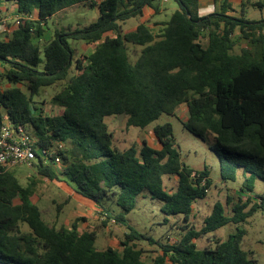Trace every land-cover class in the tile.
Instances as JSON below:
<instances>
[{"label": "trees", "instance_id": "1", "mask_svg": "<svg viewBox=\"0 0 264 264\" xmlns=\"http://www.w3.org/2000/svg\"><path fill=\"white\" fill-rule=\"evenodd\" d=\"M11 1L18 18L11 32L0 30V63L8 64L3 75L9 82H0V126L5 115L31 126L42 144L65 142L63 167L35 164L37 172L64 178L99 206L104 225L114 220L127 231L121 248L99 249L95 229L78 230L83 218L71 226L47 221L32 201L37 180L25 185L0 165V264H146L142 241L159 247L150 264H257L253 251L242 247L244 227L227 239L215 238L214 245L199 247L197 239L228 223H244L264 208V196L254 191L255 179L264 180V0H242L239 15L230 0H215L220 9L205 15L200 0H174L177 7L159 32L147 21L133 30L124 25L149 7L160 13L168 0ZM78 4L97 9V17L82 27L50 31L49 17ZM256 9L259 18L253 16ZM242 38L249 45L235 51ZM70 39L95 47L75 59ZM129 43L141 46L134 60ZM62 82L51 98L61 111L43 114L34 96ZM183 104L184 127L215 138L211 148L219 156L221 178L244 177L231 208L230 196L226 203L216 201L201 227L192 220L194 202L208 193L210 168L196 170L182 160L172 123L153 126L158 146L143 140L118 148L105 121L124 112L125 126L146 128L164 113L177 114ZM165 177H176L175 185L169 187ZM140 195L161 200L166 222L168 216L184 220L171 224L180 229L175 240L169 234L155 238L127 221ZM109 202L122 211L112 212Z\"/></svg>", "mask_w": 264, "mask_h": 264}, {"label": "rangeland", "instance_id": "2", "mask_svg": "<svg viewBox=\"0 0 264 264\" xmlns=\"http://www.w3.org/2000/svg\"><path fill=\"white\" fill-rule=\"evenodd\" d=\"M235 6L239 9V3L234 0ZM165 9L161 13L155 14L153 17L168 19L172 11L177 7L174 0H168L164 2ZM97 9H92L89 5L78 4L66 8L55 15L48 18V26L50 31L55 28L66 27L68 24L75 27H82L93 21L97 17ZM253 16L260 17V11L256 9L253 11ZM142 16H136L130 18L124 28L127 29L132 26L131 23H137ZM150 16H145V20ZM2 26L8 28L7 20L5 18L0 19ZM11 24V23H10ZM131 24V25H130ZM8 25V26H7ZM50 36V32L47 34V38ZM73 47H75L74 58H83V54H87L95 47L93 43H85L84 41L71 40ZM206 43V39L203 40ZM44 42H42L43 44ZM249 45V42L242 38L238 41L235 51H240L241 47ZM131 58L134 60L137 53L140 50L139 45L128 44ZM0 67V82L6 87L8 80L4 77L8 64L1 62ZM3 66H6L3 68ZM73 65L70 74L75 71ZM64 83L53 84L50 86L40 88L39 92L34 96L35 102L41 107L40 112L43 114H58L61 108L52 103V96L63 88ZM188 114V109L185 104L181 105L177 114H162L151 126L146 128H139L137 126H125V116L122 117L121 122L119 118L113 116H107L105 121L109 126V129L114 133V146L118 148H127L133 144L140 145L142 140H146L149 143L156 145V138L153 133L152 127L157 123L171 122L173 126V134L176 141V146L181 151L182 160L193 167L196 170L203 169L205 166L210 168L211 186L208 189V193L205 197L198 198L194 202V216L193 222L196 226L201 227L203 220L207 217L213 208L216 201H222L226 203L228 196L232 197L231 204L228 209L231 208L232 203L237 200V195L241 194L240 185L243 182V175L240 173L235 181H224L220 174V159L219 156L212 150L215 138L212 135H207L205 138L200 137L187 128L184 127L182 120H185ZM28 130L33 134V128L28 125ZM67 145V144H66ZM16 176H18L21 182L25 185H29L32 179L37 180V185L34 188V194L32 201L36 202L44 212V217L47 221H53L57 215L58 220L63 221L65 217L70 218V201L64 203L66 193L63 189L48 185V182L52 180L43 176L37 172L35 167H28L25 165L13 166L10 168ZM61 176L60 172H58ZM61 180L62 177H59ZM64 179V178H63ZM65 180V179H64ZM164 180L168 183L169 187L175 185L176 179ZM66 181V180H65ZM254 191L258 196H264V180L257 178L254 181ZM261 199L254 197V202H260ZM161 200L157 198H151L150 196L140 195L138 197L137 206L127 213V221L134 226L137 230L150 234L158 239H165L167 235H170L171 240H175L178 236L180 229L173 228L174 225L183 224L184 220H176L168 216L169 220L166 222V215L161 210ZM60 206V207H59ZM111 211L117 213L121 212V207L115 202H109ZM88 212V211H87ZM91 219V218H90ZM106 218L101 214H98L97 220H91V229H95L98 234L97 246L100 248H106L108 246L119 247L120 240L124 238V233L127 231L126 226L112 222L103 224ZM175 220V221H174ZM246 228V234L242 240V247L247 250H252L257 264H264V208H258L246 222L241 224L228 223L217 230L210 232L197 239V245L203 247L208 243L214 245L215 238L227 239L228 236L237 231V227ZM113 238H117L118 241H113ZM110 239L111 244H110ZM101 242V245H100ZM138 246L145 249V261L146 264H150L151 257L157 254L159 247L157 245H151L147 241L138 242Z\"/></svg>", "mask_w": 264, "mask_h": 264}, {"label": "crops", "instance_id": "3", "mask_svg": "<svg viewBox=\"0 0 264 264\" xmlns=\"http://www.w3.org/2000/svg\"><path fill=\"white\" fill-rule=\"evenodd\" d=\"M230 1L233 3V7L235 9V11L232 13L235 15H239L241 12V1L242 0H237L239 3V6H240L239 9L235 6L234 0H230ZM220 7H221V1L200 0L199 11H200L201 15H205V14H208L210 12H213L214 10H219ZM17 8H18L17 4L11 0H4L0 3V18H5L7 20V24L9 25V26L7 25L8 28H5L4 26H2V24H4V23H1V26H0L1 31L11 32V30L16 27V19L18 18V9ZM164 9H165V6L164 5L161 6L160 13L163 12ZM147 14L150 17L145 20L144 18ZM154 15H155L154 10L150 7L147 8L144 15L140 18V21L137 23H131L132 26H129L125 30H133L136 28V26L139 23H141L143 21H147V23L156 32H159V30L161 28V22H163L165 19L153 17ZM262 15L264 16V11H263ZM140 49H141V47H140ZM138 54H139V52L137 53V56H138ZM137 56L135 57V59L137 58ZM1 65L2 64H0V67H2ZM3 68H4V66H3ZM186 117H188V114ZM155 143H156V145H153L151 143H149V144H151L153 146L159 145L157 139H156ZM174 178L176 179V177H174ZM51 180H52V182L51 181L48 182V185L52 184L54 186H57V187L63 189L66 193L64 203L70 201V205H71V207H70V218L65 217L63 221H59L58 220L59 215H57L56 218L51 222H56L58 224H65L66 226H71L72 222L75 221L77 218H83L77 224L78 230L83 231L85 229H91L90 228L91 227V223H90L91 220H97L98 214H100L99 206L95 202H93L87 198H84L80 194H78L63 178L61 180L59 178H52ZM42 212H43V209H42ZM43 215H44V212H43ZM107 223L108 224L112 223V221H108ZM97 240H98V238H97ZM97 240H96V246H97ZM111 240L112 239H110V244H111ZM113 241L117 242L118 239L113 238L112 243H113ZM100 245H101V242H100ZM98 248L104 249V248H100V247H98Z\"/></svg>", "mask_w": 264, "mask_h": 264}, {"label": "built area", "instance_id": "4", "mask_svg": "<svg viewBox=\"0 0 264 264\" xmlns=\"http://www.w3.org/2000/svg\"><path fill=\"white\" fill-rule=\"evenodd\" d=\"M65 148L66 143L58 140L52 144L40 143L38 138L29 132L28 124H16L7 116H3L0 126V165L6 169L18 165L32 168L35 164H42L60 170L63 167L61 152Z\"/></svg>", "mask_w": 264, "mask_h": 264}, {"label": "water", "instance_id": "5", "mask_svg": "<svg viewBox=\"0 0 264 264\" xmlns=\"http://www.w3.org/2000/svg\"><path fill=\"white\" fill-rule=\"evenodd\" d=\"M124 116H125V113L124 112L121 114V116H119L120 122H121L122 117H124Z\"/></svg>", "mask_w": 264, "mask_h": 264}]
</instances>
